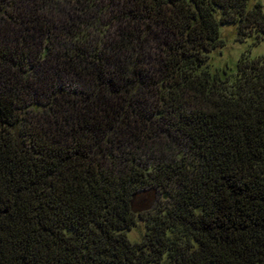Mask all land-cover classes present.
I'll list each match as a JSON object with an SVG mask.
<instances>
[{
	"label": "trees",
	"instance_id": "16d2710c",
	"mask_svg": "<svg viewBox=\"0 0 264 264\" xmlns=\"http://www.w3.org/2000/svg\"><path fill=\"white\" fill-rule=\"evenodd\" d=\"M224 26L263 3L0 0V264H264V54L213 70Z\"/></svg>",
	"mask_w": 264,
	"mask_h": 264
},
{
	"label": "rangeland",
	"instance_id": "374dc122",
	"mask_svg": "<svg viewBox=\"0 0 264 264\" xmlns=\"http://www.w3.org/2000/svg\"><path fill=\"white\" fill-rule=\"evenodd\" d=\"M261 2L264 5V0H261ZM221 35L225 40V44L211 54L210 64L213 70L225 66H233L238 57L243 52H249V50L252 56L264 54V41L257 45H253L250 38L240 42L236 39L234 28L231 26L222 27ZM138 228L141 229L140 227ZM133 233L136 235L138 232L135 230Z\"/></svg>",
	"mask_w": 264,
	"mask_h": 264
}]
</instances>
